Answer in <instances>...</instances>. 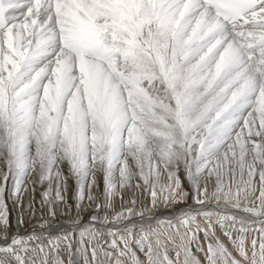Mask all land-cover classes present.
Listing matches in <instances>:
<instances>
[{"label":"snow or ice","instance_id":"snow-or-ice-1","mask_svg":"<svg viewBox=\"0 0 264 264\" xmlns=\"http://www.w3.org/2000/svg\"><path fill=\"white\" fill-rule=\"evenodd\" d=\"M0 158L7 167L2 179L13 181L10 195L37 172L42 184L57 181V200H63L60 166L66 163L77 184L78 210L89 176L103 173L105 203L97 208H109L117 173L123 188L136 175L133 166L146 185L163 166L171 181L162 190L165 203H183L190 193L176 175L181 164L193 202L201 205L209 199L207 188H200L202 174L215 173L219 181L225 165L233 173L238 167L247 189L223 196L239 208L259 165L260 205L243 208L259 219L191 207L177 219L188 227L202 216L208 229H197L206 239L215 223L239 257L217 238L215 246L208 244L205 264H264V227L258 252L257 238L251 240V256L244 235L251 224L264 225V0H0ZM222 191L217 183L211 196ZM4 192L0 186V206ZM152 196L155 208L158 194ZM133 215L143 211L105 216L100 222L113 227L95 231L73 223L67 234L78 231L83 244L86 236L107 232L117 257L142 264L134 243L147 264H160L143 227L140 239H133L135 224L117 227ZM0 221L11 240L0 253L27 264L19 254L27 252V242L7 237L6 212ZM121 231L128 236H119L123 249L116 243ZM155 243L160 246L159 238ZM163 260L171 264L167 254ZM184 264L200 261L188 252Z\"/></svg>","mask_w":264,"mask_h":264},{"label":"bare ground","instance_id":"bare-ground-1","mask_svg":"<svg viewBox=\"0 0 264 264\" xmlns=\"http://www.w3.org/2000/svg\"><path fill=\"white\" fill-rule=\"evenodd\" d=\"M255 139H258V138H255ZM256 168H257V172H258L257 165H256ZM62 170H64V169H63V167L60 166V172H61L63 177H61V179L59 181V191H60L61 196L63 197V200H57L56 199L57 181L54 178L51 181L50 185L48 182L47 184H43L40 187H37V188L35 187L34 180H35L36 172H33L29 177H26L24 179V182H23L22 187H21V191L18 194L10 195L9 190L12 188L13 181L10 178L8 181H4L2 179L4 173L7 171V167H6V164L3 162L2 158H0V172H1V174H0V177H1L0 186H3L5 188V192L3 193L4 204H3V206H0V212H6L7 213V219L9 221V226L7 229V237L10 238L12 236H15L16 238L27 242L26 243V246L28 249L27 252L25 253L22 251L19 253L25 259L27 264H36L35 263V261H36L35 256H34V254H32V251L35 250V247L37 248L38 245L39 246L43 245L45 247H49V246L55 247L56 246V245H54L55 242L60 241V243H61V240L64 239L65 236H67V238H70V240H72L75 235H76L75 236L76 238L74 240L77 241V243H78V241L81 240L80 239L81 237H80L78 231L73 235L67 234L69 229H70L71 224L76 223L79 225H85L87 227H90L93 231H95V229L101 228V227L106 229L109 227H113V225H111L107 222H105V223L100 222L103 220V218L105 216H107L108 219L111 220L112 217L116 213L121 212L122 209H124V210L128 209V207L126 208V206L123 204V201H124L123 192L124 191L122 190L121 187H119V184H117V187L114 189V192L116 194L112 197V206L109 208L98 209L97 205L105 203L104 182L102 183V185H100V182L98 183V181H96V180H94L95 182H93V179H88V182H87V184L83 190V196H84L83 201L80 202L82 206L78 210L76 207L77 202H78L77 198H76V196H77V184H76V187L70 189V186H69L70 183L65 181V180H62L64 178V174H65V173H62L63 172ZM166 173L168 174V172H166ZM167 174H166V178H165L167 180L164 181L165 182V185H164L165 188H167V186H169L171 183V181L169 180V176L167 177ZM176 175L179 176L181 181L183 180L181 186L186 191H189V193H190L189 197L186 198L185 202H183V203H171L170 205L168 204L169 205L168 207H167V205H165V203H161L160 205L157 206V208L156 207L153 208V203H152L153 202V196H152L153 188L150 187L149 189H147V191L145 193V199L144 200L146 201L145 202L146 206H145V209L143 210V216L133 215L127 219L122 220L120 222V225H117V227H120V226L127 225V224H135L136 228L134 229L135 235H134L133 239H140V235H141L140 228L143 227L145 233H149L148 243L152 244L153 251L156 254H157V250H156L157 246L155 245V241L157 238H159V240L161 242L160 245H163V243H165V245H166V243L168 242L167 239L168 240L170 239L169 244L171 246L174 245L176 247L177 245H179L181 243L179 241L180 238L182 236L186 235L187 230H185V227H184L185 225L183 226V224H181L180 221L177 219V216L181 212L188 210L189 207H191L192 209L203 208L206 211L210 210V208L217 209V210L219 208H221V207H216L217 205L215 206V201L214 202L212 201L211 205L209 204L210 202H208V200L205 201V203L203 205L196 204L193 202L192 195H191V186L187 182L186 175H185V169H184L182 164H181L179 170L176 172ZM230 175H232V174H230ZM72 177L73 176H71V179H69L67 177L66 180L68 179V180H72V181L74 180L75 181V178H72ZM213 177H214L213 174L210 176L207 171H205L202 174L201 179H200V188L202 191L206 187L207 192H209V191L212 192V190H209V189H211L210 186L213 184V182H212ZM245 179H246V176H244V180ZM257 181H259V180H257ZM252 182H255L254 185L256 186V180L252 181ZM244 186H247V185H244ZM252 186H253V184H252ZM44 192L49 193L47 199L43 196ZM253 193L255 194V197L257 198L256 192H253ZM89 196L92 197L91 200H89ZM39 198L41 200L37 201V200H39ZM201 199H204V197H201ZM51 201H54V202L56 201L55 204L58 203V205H55V207L52 208L51 204H50ZM139 207L140 206L135 208L136 209L135 212H139V209H141ZM53 209H55V210H53ZM84 210H86V213L83 214L82 212ZM43 215L46 217L45 219H44ZM92 215H97L99 217L98 221L92 222L90 219V217ZM200 217L201 216H199V219H201ZM243 217H246V214L243 215ZM249 217L250 216H248V218ZM199 219L196 220V225H199V226L204 225L205 226L206 225L205 221L203 219H202V221H200ZM249 220L252 221L253 219L249 218ZM159 221H164V223L161 224V223H159ZM168 221H171V226L168 223ZM259 226H260V224H256V223L251 224L249 232L250 233L255 232L257 230V227H259ZM261 226H264V225H261ZM153 230H155V231H153ZM189 231H190V229H189ZM192 231H193L192 235L195 236L198 232L197 227H194ZM216 232L219 236L220 232H218V230H216ZM33 235L38 237V239L28 241L27 237L33 236ZM119 236H123L125 239H128V236H127V233L121 231V232H119L118 236L116 237L117 245L121 249H123L124 245H122L120 243ZM163 236L165 238L164 240L167 242H165L163 240ZM165 236H167V239ZM103 239H106L104 244L107 245L104 249L105 250L108 249L107 251L112 252V254H113L112 255V258H113L112 264H114V261L116 259H119L121 261V264H131L129 256L117 257L116 251L109 247V245L112 243L113 238L111 236H109L107 234V232H105V234L103 235ZM103 239H101V240H103ZM184 239H185V237L182 240H184ZM9 243H11V240L10 239L6 240V234L4 232V225H3L2 221H0V247H5ZM205 243H206L205 239L203 237H199V238H195V240L193 242V246H192V256L196 257L200 261V264L205 263V260H204V258H206ZM228 243H229V241H227V244ZM169 244H167V245H169ZM170 245H169V247H170ZM131 246H132L133 250L137 253L142 264H147L146 263L147 258L145 256V254L143 252H141L140 249L137 248L134 243H132ZM161 247H163V246H161ZM34 252L37 253L36 250ZM167 256L169 257L171 264H184V262H185V260L183 258L177 259L176 255H174V256L173 255H167ZM5 257L8 260V264H17V262L10 255L6 256V254L0 253V259H4ZM159 258H160L159 260H161L160 256H159ZM72 260H73V264H85L84 261H82L81 259H80V261L77 258H73ZM179 260H180V262H179ZM161 264H163V263L161 262Z\"/></svg>","mask_w":264,"mask_h":264},{"label":"rangeland","instance_id":"rangeland-1","mask_svg":"<svg viewBox=\"0 0 264 264\" xmlns=\"http://www.w3.org/2000/svg\"><path fill=\"white\" fill-rule=\"evenodd\" d=\"M61 167H63V169L66 171L65 172L64 170H62L63 171L62 173H65L64 174V178L62 180H65V181L70 183L69 184L70 189L76 187V181H74V180L72 181V180H68V179L66 180L67 177L69 179H71V176H72L70 174V172H69L68 165L65 163V164H62ZM233 167H235V166H233ZM257 167H258V172H256V175L252 178V181L256 180V186L254 185L255 182H252V184H253V186L251 187L252 190L250 189V195L247 196V199H245L244 193L240 194V196L238 198L239 199V203H240V207L239 208L233 207V205L236 203L235 199H230L228 202H226L225 199H224V196H223V193H227V192H231V193H233L232 195L235 196L237 188H245V189H247L246 187H248V186H244L246 184L243 183L242 180H241L239 168L235 167V172L233 173L232 168H230L228 165H225L224 170H223V172L220 175L219 181L217 180V177H216L215 173H213V176H214L213 180H212L213 184L211 185L213 188L210 186L211 189H209V190H212V192L216 191L217 183H219L221 185L223 191L218 193L217 197L215 198V197H211V193L212 192L208 190L209 191L208 192V194H209L208 202H210L209 204L211 205V202L215 201V206L217 205L216 207H221V208H219L218 210L210 208V210H207V211L219 212V213L227 214V215H236L238 217H240V216L243 217V215H245V214H246V217L250 216V214L245 213L243 211V208L245 206L248 207V208H256V207H258L260 205V201L258 199V197L260 196L259 192H260V189H261V182H260V178H259V165H257ZM133 170L136 172V175H134L132 177V179L125 185V187L122 188V190L124 191L123 192V194H124L123 204L126 206V208L128 207V209H129V207H130V208H133L134 211H136L135 208L140 206L139 208H141V209H139V212L143 211L145 209V206H146L145 205L146 201L144 200L145 199V193H146L147 189H149L150 187H152L153 190L159 196L158 199H157V206L160 205L161 203H165V201L163 199V195H166L167 193L163 192L162 190L166 189L164 187V185H165L164 181L167 180V179H165L167 171H165L163 169V166H161L156 171V173L150 178V183L147 184V185L140 178L139 170L136 169L135 166H133ZM246 170H245L246 173H244V176H246V179L244 180V176H243V181H247L249 179ZM148 172H149L148 168L145 167V169H144L145 175H148ZM0 174H1V172H0ZM230 174H232V175H230ZM168 176H169V173L167 174V177ZM61 177H63L62 174H61ZM72 178H74V177H72ZM0 179H1V177H0ZM88 179H94V180L98 181V183L100 182V185H102V183L104 182L103 181V173L102 172H96L94 178L92 176H89ZM118 180H119V174L117 173V184H119ZM257 180H259V181H257ZM34 182H35V187L36 188L42 186L43 184H47L48 183V181L47 182L45 181L43 184L40 183L37 172H36V176H35ZM181 182H183V180ZM153 185H154V187H153ZM253 192H256L257 198L255 197V194ZM40 200L41 199L39 198V200H37V201H40ZM55 202L54 201L50 202L52 208L55 207V205H58V203L55 204ZM168 204L170 205L171 203H168ZM168 204L165 203V205H167V207L169 206ZM157 206H156V208H157ZM53 210H55V209H53ZM86 210H84L85 212L83 211L82 213L83 214L86 213ZM122 211H124V209H122ZM197 217H196V220L199 219V216H197ZM45 218L46 217L44 216V219ZM200 218H201V219H199L200 221H202V219L205 221V219L202 216ZM249 218H252L253 219L252 221L258 219V217L256 218V217H252V216H250ZM212 219H213V222H214L216 217H213ZM196 220H195V223H190L188 227H185L183 225L185 227V230H187L186 231V235L182 236L183 238L185 237V239L182 240L181 239L182 237H181L180 240H179L181 243L179 245H177L176 247L174 245L171 246L169 244L170 239L168 240L167 236H165V237H166L168 242L164 240L165 238L163 236V240L165 242H167L166 245H165V243H163V245H160L156 249L158 256L161 257L160 264H161V262L163 264H166V262L163 261V257H164L165 254L173 255V256L176 255L177 259L183 258L185 260L186 253L191 252V254H192V246H193V242H194L195 238H199V237H203L205 239V242H206L205 243V246H206L205 247V254L207 253V250H208V244L211 243L213 246H215L216 240H217V238H219V240L229 249V251L232 252L233 256H236V258L239 259V257H237V255H236L235 251L232 249V245H231L230 241L224 235V232L220 228H218L219 226L216 225L215 223H213L214 234H213L212 231H208L207 239L205 238V231H201V230H198V229H197V231H198L197 234L195 236L192 235L193 234V231H192L193 228L197 227ZM205 223H206V225L205 226L204 225L203 226H199V229L207 230L208 229V223L206 221H205ZM261 227H264V226L260 225L259 227H257V230L255 232H251V233L247 232V233L244 234L246 236V247H247V249L249 251V256H251V247H252L250 241L254 237L257 238V246L256 247H257V252L259 251V244H258L259 243V239L258 238H259L260 233L258 231H259V229ZM188 228L190 229V231H189ZM216 230H218V232H220L219 236H218ZM229 231H232L233 239H236L237 232L235 230H233V229H229ZM75 236L73 237L72 240H70V238H67L66 240L62 239L61 243H60V241L55 242L54 245H56L55 246L56 248L54 246L45 247L43 245H40V246L38 245L37 248L35 247V250L37 251V253L34 252L35 250L32 249L33 250L32 254H34L35 260H36L35 263L36 264L37 263L38 264H54V262H60V264H70V261H71L72 264H73V260L72 259L73 258H77L79 261H80V259L82 261H84L85 264H112V260H113L112 256L109 257V256H106L104 254L105 252H109V251H107L108 249H106V250L104 249L107 245L104 244L106 239H103V236H99V235L86 236L84 238L83 244H81V240H79L78 243H77V241L74 240L76 238ZM101 239H103V240H101ZM227 241H229L228 244H227ZM167 244H169L170 247ZM69 245H71V249L69 248ZM155 245H156V243H155ZM161 246H163V247H161ZM41 247H43V249H44L43 252L40 251ZM77 249H79V251H77ZM93 249L96 252L95 261L93 260V257H92V250ZM205 259L206 258H204V260ZM179 262H180V260H179Z\"/></svg>","mask_w":264,"mask_h":264}]
</instances>
